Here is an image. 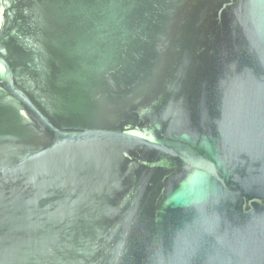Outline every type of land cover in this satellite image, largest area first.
I'll return each mask as SVG.
<instances>
[{"label":"water","instance_id":"95a60500","mask_svg":"<svg viewBox=\"0 0 264 264\" xmlns=\"http://www.w3.org/2000/svg\"><path fill=\"white\" fill-rule=\"evenodd\" d=\"M0 264H264V0H0Z\"/></svg>","mask_w":264,"mask_h":264}]
</instances>
